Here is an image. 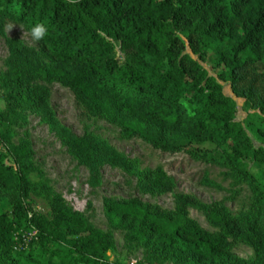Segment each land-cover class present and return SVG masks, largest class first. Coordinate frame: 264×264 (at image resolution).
<instances>
[{"label": "trees", "instance_id": "trees-1", "mask_svg": "<svg viewBox=\"0 0 264 264\" xmlns=\"http://www.w3.org/2000/svg\"><path fill=\"white\" fill-rule=\"evenodd\" d=\"M6 23L30 37L36 25L47 32L32 39L36 49L7 38ZM0 37L10 52L0 70L7 109L38 113L88 170L90 186L100 184L104 166L135 178L137 190L150 196L173 194L174 181L161 169H142L92 132L72 134L47 104V86L68 89L124 140L166 154L211 143L224 177L250 193L248 207L235 214L186 194H173L172 211L136 198L104 199L112 231L174 264H264V187L246 170L248 160H264V0H0ZM202 64L229 84L245 111L261 115L257 149L236 121L234 100ZM2 121L0 264H113L105 259L114 248L112 231L95 229L55 193L30 143L11 144L12 124ZM190 210L213 232L191 220ZM238 244L254 258H238Z\"/></svg>", "mask_w": 264, "mask_h": 264}, {"label": "rangeland", "instance_id": "rangeland-1", "mask_svg": "<svg viewBox=\"0 0 264 264\" xmlns=\"http://www.w3.org/2000/svg\"><path fill=\"white\" fill-rule=\"evenodd\" d=\"M5 36L10 39H20L29 47L36 48L32 38L15 24H5ZM9 55L5 40L0 37V70L5 69V62ZM202 66L220 83L223 94L234 100L236 121L246 131L252 147L257 149L259 141L254 129L258 126L261 115L253 111H245L244 101L232 95L229 84L218 80L213 68L206 64ZM47 87L49 91L47 104L55 113L57 121L75 136L92 132L105 140L118 153L136 161L142 169H161L173 178V194L192 195L204 205L222 203L232 214L248 207L250 196L248 188L244 184L240 185L224 177L226 170L216 163L219 154L215 152V147L211 143L194 145L191 153L185 151L176 154L162 153L139 139H122L118 128L89 116L76 103L68 89L59 84ZM0 117H3L2 122L12 124V137H9L11 144L17 145L20 141L30 143L36 166L47 178L53 191L75 211L85 216L95 229L112 231L105 220L104 199L136 198L143 203L156 205L167 211L173 210V194L158 196L143 194L137 190L135 178L109 166L101 168L100 184L97 187L90 186L88 170L69 155L54 132L42 121V117L31 110L11 114L1 95ZM6 126L0 128V134L6 131ZM1 147L0 149H3ZM3 151L5 152L4 149ZM246 170L263 188L264 160H248ZM4 207L8 210L7 205ZM189 218L204 230L213 232L200 213L190 210ZM112 233L114 248L105 256L109 262L113 264H174L151 254L140 245L127 242L122 232L112 231ZM27 236L30 238L29 235ZM233 253L242 260L248 261L254 258L253 252L241 244L234 246Z\"/></svg>", "mask_w": 264, "mask_h": 264}, {"label": "clouds", "instance_id": "clouds-1", "mask_svg": "<svg viewBox=\"0 0 264 264\" xmlns=\"http://www.w3.org/2000/svg\"><path fill=\"white\" fill-rule=\"evenodd\" d=\"M47 30L43 25H36L30 32V35L34 41H39L43 39L46 35Z\"/></svg>", "mask_w": 264, "mask_h": 264}, {"label": "built area", "instance_id": "built-area-1", "mask_svg": "<svg viewBox=\"0 0 264 264\" xmlns=\"http://www.w3.org/2000/svg\"><path fill=\"white\" fill-rule=\"evenodd\" d=\"M35 235H36L35 232H32L31 234H29L30 238L35 237ZM30 238H28V236H26V237L23 238V241L29 240Z\"/></svg>", "mask_w": 264, "mask_h": 264}]
</instances>
